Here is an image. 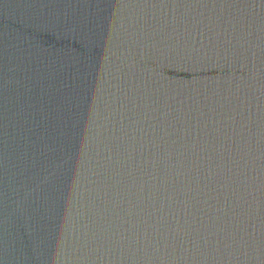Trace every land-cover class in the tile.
I'll return each mask as SVG.
<instances>
[{
  "label": "water",
  "instance_id": "water-1",
  "mask_svg": "<svg viewBox=\"0 0 264 264\" xmlns=\"http://www.w3.org/2000/svg\"><path fill=\"white\" fill-rule=\"evenodd\" d=\"M0 264H264V0H0Z\"/></svg>",
  "mask_w": 264,
  "mask_h": 264
}]
</instances>
